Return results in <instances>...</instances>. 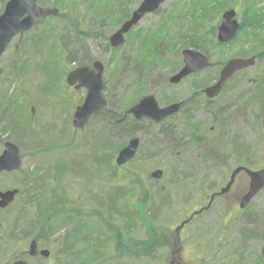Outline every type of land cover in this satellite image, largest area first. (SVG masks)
Masks as SVG:
<instances>
[{
  "label": "trees",
  "instance_id": "obj_1",
  "mask_svg": "<svg viewBox=\"0 0 264 264\" xmlns=\"http://www.w3.org/2000/svg\"><path fill=\"white\" fill-rule=\"evenodd\" d=\"M190 1L194 4L197 1L203 3L204 7L210 0ZM241 1L245 5L241 9L238 5L227 4L220 11L218 8L211 10L209 17L206 13L193 11L190 18L188 14L167 21L168 17L162 15L160 18L163 19L153 29L135 36L133 44L137 45L134 50L122 54L114 63L109 78H105L104 95L108 100V108L90 121L98 126L88 162L86 157L82 161L80 158L59 157L61 150L65 149L64 142L49 135V130L40 128L38 131L34 120L23 115L26 109L24 100L27 104L28 96L32 95L29 90L33 81L30 78V83L26 76L33 73L39 75V78L44 76L47 79L39 91L40 96L47 97L59 92L63 85L62 78L54 75L57 73L56 66L59 63H66L69 67L89 64L97 54L96 45L107 44L105 31H108L109 23L119 17L117 20L121 25L129 19L134 11V0L38 1L39 9L53 7L56 10L47 15V26H41L42 19L39 18L33 29L21 37L24 38L18 46H14L4 75H0V139L3 135L14 138L21 154L29 157L33 164V170L31 168L19 172L21 178L12 185L13 189L19 190V194L13 206L5 211L14 215L6 238L8 243L28 240L34 236V241L56 242L54 253L37 264H47L51 258V264H155L158 260L157 252L164 243L161 237L166 228L160 226V222L170 202L171 193L163 192V189L154 190L150 186L153 178L143 173L145 166L156 158L153 155L163 151L174 158V169H169V172L163 170V177L168 173L172 175L173 188H188L186 179L180 178L179 171H185V175L194 174L189 173L192 169H188L189 161L192 160H224L230 153L237 168L254 169L250 146L237 136L228 138L227 128H222L218 142H214L206 135L204 121L196 117L200 110L210 112L211 101L204 97L203 90L219 77L213 78L215 75L212 70L217 67L214 63L211 70L193 77L194 83L192 81L190 91L182 98L187 99V103L193 107L191 119L188 114L183 116L177 126L175 124L172 128L163 129L160 138L153 135L154 126L142 130L139 122L128 121L125 116L127 100L123 101L124 97L131 94L129 97L134 105L143 95L154 94L162 103L171 102L173 98L167 97L169 92L166 91L165 77L180 70L183 49H194L211 58L212 50L223 47L217 41V32L224 11H239L240 33L249 31L251 35H258L264 30V13L256 11V2ZM161 10L156 15H160ZM93 13L94 16L91 17ZM55 22L60 24L56 29L49 30ZM174 27L175 31L171 32ZM146 45L155 46V49L144 51ZM104 52L107 54L109 48L106 47ZM40 54L46 58L36 63ZM250 54L264 59L262 50H255ZM247 71L238 73L220 97L225 96L231 88L234 89V83L238 80L240 84L249 80ZM239 77L244 79L240 80ZM16 84L20 86L16 89L17 98L8 102L4 94L12 91ZM230 93L232 103L237 104L238 109L242 104L240 108L246 110L247 116L252 114V118H262L264 122V74L260 73L244 89ZM245 94L249 96L246 97ZM117 97L122 99L121 103L116 102ZM20 101L23 102L21 112L18 111ZM15 105L16 114L13 113ZM223 125L220 127H224ZM143 133L152 135V155L140 150L132 162L118 167L116 159L119 152L130 139ZM194 154L199 155L195 157ZM136 164L140 167L133 168ZM78 179H81V197L78 201H72L76 196L72 187ZM97 179H104L99 187ZM92 188H97L98 192L93 193ZM246 223L240 227L238 246L235 249V255L240 252L235 257L238 264L247 252V243L256 235L255 230L248 228L251 222ZM260 227L264 229V223ZM1 250L2 247L0 258L3 254ZM13 256L8 260L0 259V262H11ZM30 261L29 264H32L33 260ZM257 262L263 264L262 259Z\"/></svg>",
  "mask_w": 264,
  "mask_h": 264
},
{
  "label": "rangeland",
  "instance_id": "obj_2",
  "mask_svg": "<svg viewBox=\"0 0 264 264\" xmlns=\"http://www.w3.org/2000/svg\"><path fill=\"white\" fill-rule=\"evenodd\" d=\"M142 1L143 0H134L133 9H136ZM254 1L257 5L256 11L264 13V0ZM5 4L6 2L0 0V12L5 8ZM195 4L192 1L189 2V0H168L166 4L163 5L160 15L147 17L140 24L139 28L134 31L129 41L132 42L135 35L138 33L142 31L143 33H146L149 32L148 29H153L154 25H157L159 20L163 19L160 18L162 15H165V18L168 17L167 21H171V18L173 17L182 18L188 14H190V18L193 11L206 13V16L209 17L211 10L218 8V11H220L223 7H227V4L238 5L240 9L245 6L241 0H220L218 2L210 0L207 4H204V7L203 3H199L198 1ZM207 9L209 10L208 13ZM52 10L54 11L56 9L53 7H41L38 10L37 19H42L40 22L41 26H47L49 23L47 21V15H51L53 12ZM90 16L93 17L94 13ZM117 19H119V17ZM117 19L112 20L109 23V28H107L108 31L106 32L108 36L112 35L120 26ZM59 24V22H55L53 28H50L49 30L56 29ZM170 31L174 32L175 27ZM23 35L16 37L12 41L6 53L0 60V75H4L6 67L10 64L14 46H18L20 41L24 38H21ZM170 39L172 40V38ZM127 50H129V48H127ZM255 50L264 51V30L260 31L258 35H251L249 31L240 33L233 43L220 47L217 50H212L211 61L217 65V67L212 70V74L214 73L213 75H215L213 78L219 75L220 70L228 61L241 58H253L250 53ZM118 57L119 53L110 54L108 56L102 55V61L105 65V78H109L111 75L114 63L118 61ZM152 57L156 58V55H153ZM44 58H46V56L40 54L36 63L41 62ZM55 69L57 73L54 75H59V77L62 78L61 81L63 86L60 88L59 92L47 95V97L39 95V91L42 90L47 79L44 78V76L39 78V75L28 73L26 78H28L29 81L31 78L33 81L32 83L30 81L31 85L29 90V94L32 92V95L28 96L27 104H25L24 100L26 109L25 114L23 115L34 120L35 128H39L38 131L40 128L43 130H49V135L55 136L64 142L63 147L65 149L61 150L59 157H67L69 159L76 158V160H79V158L81 160L86 157L88 162L91 158V149L94 146L93 138L96 135L95 131L98 125L94 122L92 124L89 123L84 131H78L73 127V115L76 108L84 102L86 91H75L74 88L69 87L66 83L67 75L75 69V66L69 67L66 63H59ZM260 73L264 74V59L256 58V65L248 69L246 74L248 76L247 79L249 80L242 81V84L239 83V80L237 83L235 82L234 89L230 87L231 89L225 94V96L218 98L209 105L210 112L200 110L203 113L198 111L196 116L197 119L204 121L206 125V135L210 136L209 138L214 142H218L222 128H227L229 131L228 138H230V136H237L250 146L251 160L255 165L254 169H249L252 171L264 169V122L262 121V118H252V114L250 117L247 116L246 110L240 108L242 104L238 109V105L232 103L231 98L233 97L230 92L235 91L236 93L239 90L244 89L247 85L252 83V80H254ZM239 79L242 80L244 78L239 77ZM214 83L215 82L211 83L209 86ZM191 85L192 84H182L176 89H172L173 91H169L167 97L173 98L172 100L175 98L182 99V97L189 92ZM19 87L20 86L16 84L12 91L4 94L8 102L17 98L15 97L17 93L16 89ZM129 96H131V94L123 98V101L127 100L126 106H128V108L133 106ZM245 96L248 97L249 95L245 94ZM42 97L44 100L41 99ZM81 100H83L82 103ZM121 100V98L119 99L117 97L116 102L121 103ZM19 103L18 111L21 112L23 110V102L20 101ZM13 109V113L16 114L15 110L17 109V106L15 105ZM221 125L224 127H220ZM9 137V135H3L0 141L5 142L8 140L15 142L14 138ZM0 146L1 153L3 146L2 144H0ZM153 149L154 147L152 148L150 145V139L144 138L142 140L141 150L148 154L151 153V150ZM153 152L155 153V151ZM198 155L199 154H196L195 157ZM153 156L156 158L152 159L148 165L145 166L143 170L144 175H150L152 177V174L155 171L168 170L169 172V169L173 170V167L176 166L175 162L173 163L174 158H170L163 151ZM188 156H191V154H188ZM23 157V167L20 171L14 172L16 175L0 179V191L5 189L13 190L14 187H12V185L14 186L15 181H19L21 178L19 172L26 171L33 167L31 159L27 156ZM223 159L224 160H198L197 162L194 160L189 161L188 169H192V172L189 173L194 172V174L185 175V171H179L181 173L180 178L182 180L184 178V180L186 179L187 181L186 185L188 188L186 189L182 186L173 188L174 185L171 182L172 175L169 173L166 177H162L161 180H156L152 177L153 180L150 186L154 188V190L159 191L160 189H163V192L171 193L168 207L162 214V216H164H161L162 219L160 226H165L166 228L161 237L164 243L160 251L157 252L158 260L155 261V264H234V261L235 264H238L235 257L240 255V252L235 255V249L238 246L237 243L240 227L247 224V221L251 222L248 228L250 230H255L256 235L253 240L247 243L245 248L247 252L243 257V260L241 259L242 257L240 258L239 264H257V260L262 259L261 250L264 247V234H262V231H264V229L260 226L264 223V191L254 199L247 209H240L239 205L249 191V177L245 173L239 175L233 190L229 194L226 193L224 197L221 196L216 200L209 211L196 216L192 222L177 233V229L180 225L184 221L189 220L192 214L207 207L212 194L221 192V190L225 188L231 173L237 168V163L231 156ZM87 165L89 166V163ZM135 167L140 166L139 164H136L133 168ZM103 180L104 179H97L98 187ZM80 182L81 179L75 180L74 182L72 188L76 193V196L75 199L72 198V201H78L81 197ZM92 190H94L93 193L98 192L97 188H92ZM13 216V214L11 215L5 212L0 213V224L2 225L0 226V249L2 247L1 251L3 253L0 258L1 260H8L9 257L13 255L17 256L20 251L26 250L29 246V244L25 245L21 241H14L13 243L7 242L6 238L10 232L11 225L10 220ZM35 239L34 236L25 242L31 243V241H34ZM39 244L42 249L50 251V255L51 253H54L57 248V243L54 241H40ZM43 258L44 257L40 255L39 258L33 260L32 264H37L41 260V262H44ZM51 262L52 258L47 264H51ZM0 264H5V262H0Z\"/></svg>",
  "mask_w": 264,
  "mask_h": 264
},
{
  "label": "water",
  "instance_id": "obj_3",
  "mask_svg": "<svg viewBox=\"0 0 264 264\" xmlns=\"http://www.w3.org/2000/svg\"><path fill=\"white\" fill-rule=\"evenodd\" d=\"M1 1L6 2V4L4 12L0 15V60L16 37L27 34L33 29L38 18L39 9L38 0ZM167 1L168 0H143L133 12L131 18L111 37V45L114 48L122 46L125 43V36L129 34L132 29L137 27L144 17L148 14L157 12ZM237 16L235 10H228L222 15L217 36L219 44L230 43L238 37L241 24ZM182 58L184 66L179 73L171 78V84L177 85L181 83L183 79L212 67L209 58L196 50H183ZM255 65V57L228 61L221 69L218 81L205 90V95L208 99L217 98L238 72L250 69ZM66 82L69 87L75 88L77 91L85 89L87 92L83 104L76 108L73 115V127L78 131H84L94 117L102 115L108 108V101L104 95V65L101 62H96L93 65V69L89 67L78 68L68 74ZM181 106V104H174L166 108H160L154 96H145L136 103L129 113L137 120L149 118L159 123L178 113ZM139 146L140 140L134 139L127 147L122 149L116 159L117 166L124 167L129 164L136 157ZM23 159L24 157L16 143H6L4 152L0 155V173L20 171L23 167ZM242 172L250 178L249 191L240 204V209L245 210L264 190V169L252 171L243 167L236 168L231 173L230 182L219 192V196L229 192L237 176ZM163 175L164 171L158 170L152 174V177L156 180H161ZM18 194L19 190L17 189L0 193V210H5L11 206L15 202ZM210 206L192 214L189 220L184 221L180 225L177 229V233L204 210H208ZM36 249L37 242L34 241L31 244L33 256V252ZM41 255L44 258H49L50 251L43 250ZM261 257L264 264V247L261 250Z\"/></svg>",
  "mask_w": 264,
  "mask_h": 264
},
{
  "label": "flooded vegetation",
  "instance_id": "obj_4",
  "mask_svg": "<svg viewBox=\"0 0 264 264\" xmlns=\"http://www.w3.org/2000/svg\"><path fill=\"white\" fill-rule=\"evenodd\" d=\"M166 4V3H165ZM165 4H163V5H165ZM140 5V4H139ZM163 5H162V7H163ZM162 7L160 8V9H162ZM160 9L157 11V12H155V13H153V14H148L146 17H144V19L139 23V25L137 26V27H135L134 29H132L131 30V32L129 33V34H127L126 36H125V43L122 45V46H120V47H118V48H114L112 45H111V41H110V39H111V37L131 18V16H132V14H133V12L136 10V9H134V11L132 12V14H131V16H130V18L129 19H127L126 21H124L118 28H117V30L112 34V35H110V36H108L107 35V31H105V35L107 36V44L105 45V46H103L101 43L100 44H97L96 45V52H97V54L95 53V55H94V58L92 59V61L89 63V64H86V65H75V69L74 70H76V69H78V68H81V67H89L90 69H93V65L96 63V62H101V63H103V59H102V55L103 56H108V55H112V54H115V53H119V57L120 56H122V54H125V53H129V51L132 49V50H134V48L136 47V45L137 44H133V42H134V40L132 41V42H130L129 41V39H130V37H131V35H133V33H134V31L135 30H137L138 28H139V26H140V24L147 18V17H149V16H153V15H156L159 11H160ZM228 10H235L236 12H237V18H238V20H239V15H240V13H239V11H237L236 9H228ZM228 10H226V11H228ZM226 11H224L223 12V14L226 12ZM222 14V15H223ZM221 18H222V16H221ZM239 22H240V20H239ZM221 23V22H220ZM220 26V25H219ZM219 29V28H218ZM150 31V30H149ZM240 31H241V29H240ZM140 33H143V31L142 32H140ZM139 34V33H138ZM144 34V33H143ZM239 34H240V32H239ZM238 34V35H239ZM136 36V35H135ZM217 36H218V32H217ZM238 38V37H237ZM236 38V39H237ZM135 39V38H134ZM235 39V40H236ZM234 40V41H235ZM218 41V40H217ZM234 41H232V42H230V43H227V44H220V45H223V46H226V45H229V44H231V43H233ZM219 43V42H218ZM106 47H108L109 48V52L107 53V54H105V49H106ZM127 48H129V50H127ZM140 48V47H139ZM144 51H149V50H154L155 49V46H150V45H146L144 48ZM183 50H185V49H183ZM182 50V51H183ZM190 50H194V49H190ZM182 51H181V59H182V66H181V68H180V70L178 71V72H176V73H174V74H172V75H167L166 77H165V80L167 81V89H166V91H173L172 89H176L177 87H179L180 85H182V84H192V81H193V77L194 76H196L197 74H200V73H203V72H205V71H208V70H211L212 68H213V63H212V61H211V58H209L207 55V57L209 58V60L211 61V63H212V67L210 68V69H207V70H204V71H202V72H199V73H197V74H195V75H191V76H189V77H187V78H185V79H183L182 81H181V83H179V84H177V85H175V84H171V82H170V80H171V78L173 77V76H175L177 73H179L180 71H181V69L183 68V66H184V62H183V58H182ZM121 52V53H120ZM199 52V51H198ZM205 55V54H204ZM118 57V58H119ZM255 58H257L256 56H254ZM253 57V58H254ZM242 59V58H241ZM103 65H104V63H103ZM224 67V66H223ZM73 70V71H74ZM248 70V69H247ZM221 71V70H220ZM243 71H245V70H243ZM72 72V71H71ZM242 72V71H241ZM238 73H240V72H238ZM237 73V74H238ZM219 74H220V72H219ZM236 74V75H237ZM235 75V76H236ZM169 76V77H168ZM234 76V77H235ZM233 77V78H234ZM233 78L229 81V83L225 86V88H227V86H229L230 85V83H231V81L233 80ZM67 79V78H66ZM218 79H219V77H218ZM218 79H216L214 82L216 83L217 81H218ZM104 82H105V65H104ZM214 83V84H215ZM213 84V85H214ZM213 85H211V86H213ZM211 86H208V87H206L204 90H203V95H204V97L207 99V100H209V101H211V103H213L215 100H217L218 98H220V96L222 95V93H223V91L225 90V88L223 89V91H222V93L217 97V98H215V99H208L207 98V96L205 95V90L207 89V88H209V87H211ZM75 89V88H74ZM81 90H84V91H86L85 89H80V90H78V92L79 91H81ZM75 91H77L76 89H75ZM190 91V90H189ZM86 94H87V92H86ZM187 95V94H186ZM185 95V96H186ZM145 96H154L155 98H156V100H157V102H158V104H159V107L160 108H166V107H169V106H171V105H174V104H181L182 106H181V108H180V110H179V112L178 113H176V114H174V115H172V116H170V117H168V118H166V119H164V120H162L161 122H159V123H156V122H154V121H152V120H150L149 118H142V119H140V120H137L132 114H130L129 113V111L136 105V103L141 99V98H143V97H145ZM106 97V96H105ZM166 97V96H165ZM182 98H184V97H182ZM107 99V98H106ZM85 100V99H84ZM169 100V99H168ZM176 100V99H175ZM108 101V100H107ZM138 101L132 106V107H130V108H127V110H126V118H127V120L128 121H130V120H135V121H137V122H139L140 124H139V126L142 128V130L145 128V129H147V128H150V127H152V126H154V128H155V133H153V135H155V137L156 138H160V134H162L163 132L162 131H164L163 129H167V128H172L175 124H176V126L178 125L177 124V122L178 121H182V117L183 116H186L187 114H188V117H189V119H191V114H192V112H193V107L191 106V104L190 103H187V99H179L178 101L176 100V101H174L173 102V100L171 101V102H168V103H162V101L160 100V98L158 97V96H156V95H154V94H146V95H143L142 97H140L139 99H138ZM166 102H167V98H166V100H165ZM83 104V103H82ZM189 104V105H188ZM151 123L153 124V125H151ZM141 130V131H142ZM157 130V131H156ZM140 138H139V137ZM151 134H140V135H137V136H134L132 139H130L129 141H128V143H127V145L125 146V147H127L128 145H129V143L132 141V140H134V139H139L140 140V146H139V150H138V153H139V151L141 150V146H142V140L144 139V138H148V139H150V141H151ZM149 141V140H148ZM8 142H11V141H5V142H1L0 141V144H2V146H3V150H2V152L0 153V155H2V153L4 152V149H5V145H6V143H8ZM151 145V144H150ZM1 147V146H0ZM124 147V148H125ZM123 148V149H124ZM138 153H137V155H138ZM136 155V156H137ZM228 156H231L232 157V155L229 153L227 156H226V158L228 157ZM136 158V157H135ZM134 158V159H135ZM133 159V160H134ZM132 160V161H133ZM131 161V162H132ZM243 173V172H242ZM242 173H240V174H242ZM239 174V175H240ZM239 175L237 176V178L239 177ZM12 176H14V172H12V173H7V172H3V173H0V179H3V178H6V177H12ZM237 178H236V180H237ZM236 180H235V182H234V184H233V186L231 187V189L229 190V192H227V194H229L232 190H233V188H234V186H235V184H236ZM230 182V178H229V181H228V183ZM228 183L226 184V186L228 185ZM225 186V187H226ZM249 187H250V178H249ZM8 190H10V189H5V190H2V191H0V193H2V192H6V191H8ZM226 194H224V195H222L223 197L225 196ZM221 196H219V192H217V193H214V194H212L211 195V198H210V201L208 202V204H207V207H209L210 206V204H211V206H210V208L208 209V210H206V211H209L212 207H213V205H214V203L216 202V200L217 199H219ZM16 201V200H15ZM15 203V202H14ZM13 203V204H14ZM13 204L11 205V206H9L7 209H5V210H0V213L1 212H5V211H7V210H9L12 206H13ZM250 206V205H249ZM248 206V207H249ZM207 207H205V208H207ZM239 207H240V205H239ZM202 209H204V208H202ZM205 211V210H204ZM203 211V212H204ZM0 226H2L1 224H0ZM25 241H27V240H23V241H21L23 244H29V246H28V248L26 249V250H24V251H20L19 253H18V255L17 256H13L12 257V261L11 262H7L6 264H29V262L28 261H32V260H35V259H37V258H39L40 257V255H41V252L43 251V250H45V249H42L41 247H40V244H39V242L38 241H36L37 242V249L33 252V254H34V256L32 255V250H31V244H32V242H34V241H31V243H27V242H25ZM42 259V258H41ZM30 261V262H31Z\"/></svg>",
  "mask_w": 264,
  "mask_h": 264
}]
</instances>
